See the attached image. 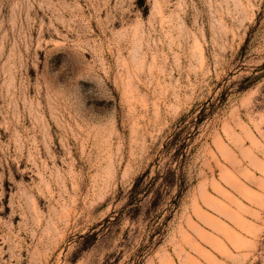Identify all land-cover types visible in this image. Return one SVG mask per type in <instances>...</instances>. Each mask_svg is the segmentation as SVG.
I'll use <instances>...</instances> for the list:
<instances>
[{
	"label": "rangeland",
	"instance_id": "374dc122",
	"mask_svg": "<svg viewBox=\"0 0 264 264\" xmlns=\"http://www.w3.org/2000/svg\"><path fill=\"white\" fill-rule=\"evenodd\" d=\"M0 264H264V0H0Z\"/></svg>",
	"mask_w": 264,
	"mask_h": 264
}]
</instances>
